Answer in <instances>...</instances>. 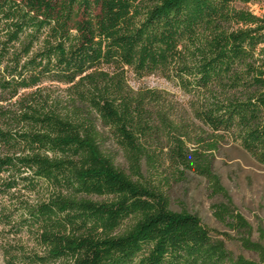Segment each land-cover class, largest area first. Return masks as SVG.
<instances>
[{"label": "trees", "instance_id": "16d2710c", "mask_svg": "<svg viewBox=\"0 0 264 264\" xmlns=\"http://www.w3.org/2000/svg\"><path fill=\"white\" fill-rule=\"evenodd\" d=\"M261 2L0 0L3 264H264L214 172L226 146L264 167ZM130 74L185 101L133 91ZM187 174L259 261L169 209V180Z\"/></svg>", "mask_w": 264, "mask_h": 264}, {"label": "rangeland", "instance_id": "374dc122", "mask_svg": "<svg viewBox=\"0 0 264 264\" xmlns=\"http://www.w3.org/2000/svg\"><path fill=\"white\" fill-rule=\"evenodd\" d=\"M248 8L256 16H264V0ZM127 85L133 91H156L169 102L185 101L178 88L157 76L135 79L130 74L127 76ZM116 165L123 170L126 168L120 156L116 157ZM214 172L227 192L232 207L250 225L251 241L264 248V167L256 164L240 149L226 146L215 153ZM165 194L171 211L195 215L216 238L224 241L231 255L259 261L257 254L244 250L238 236L216 219L214 212L226 210L227 205L224 199L209 191L202 177L187 174L181 180L171 179ZM0 264H3L1 255Z\"/></svg>", "mask_w": 264, "mask_h": 264}]
</instances>
